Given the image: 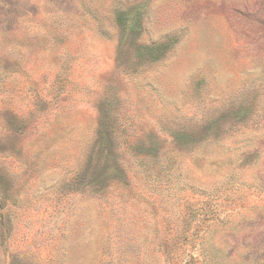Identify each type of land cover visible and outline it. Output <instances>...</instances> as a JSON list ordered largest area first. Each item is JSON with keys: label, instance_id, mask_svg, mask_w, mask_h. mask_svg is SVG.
I'll list each match as a JSON object with an SVG mask.
<instances>
[{"label": "rangeland", "instance_id": "374dc122", "mask_svg": "<svg viewBox=\"0 0 264 264\" xmlns=\"http://www.w3.org/2000/svg\"><path fill=\"white\" fill-rule=\"evenodd\" d=\"M0 264H264V0H0Z\"/></svg>", "mask_w": 264, "mask_h": 264}, {"label": "trees", "instance_id": "16d2710c", "mask_svg": "<svg viewBox=\"0 0 264 264\" xmlns=\"http://www.w3.org/2000/svg\"><path fill=\"white\" fill-rule=\"evenodd\" d=\"M119 20H120V22H122V18H121L120 16H119ZM130 28H132L131 31H136V29H137V28H134V26H131ZM133 28H134V29H133ZM168 48H169V45L164 44V45H160V46H158V47L153 48V51H160L161 53H163V52L166 51ZM161 53H160V54H161ZM161 56H162V55L158 56V58H156V59H159ZM156 59H155V60H156Z\"/></svg>", "mask_w": 264, "mask_h": 264}]
</instances>
